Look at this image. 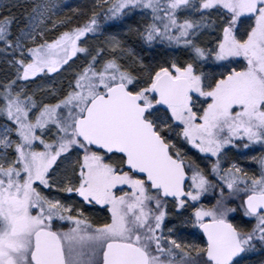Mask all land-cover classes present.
Returning <instances> with one entry per match:
<instances>
[{
  "label": "snow or ice",
  "instance_id": "1",
  "mask_svg": "<svg viewBox=\"0 0 264 264\" xmlns=\"http://www.w3.org/2000/svg\"><path fill=\"white\" fill-rule=\"evenodd\" d=\"M14 7L0 5V264H257L264 0Z\"/></svg>",
  "mask_w": 264,
  "mask_h": 264
},
{
  "label": "rangeland",
  "instance_id": "2",
  "mask_svg": "<svg viewBox=\"0 0 264 264\" xmlns=\"http://www.w3.org/2000/svg\"><path fill=\"white\" fill-rule=\"evenodd\" d=\"M33 2V0H0V5L7 6L8 4L15 5L13 8L14 14L17 16V18L23 19L24 13L26 11L30 10V5ZM59 3L61 4L62 8L59 13V15H64L67 13V9L70 7H77V6H84V5H91L92 0H59ZM71 15V13H67ZM137 18H133L135 20ZM133 21H129V23H132ZM103 39V37H101ZM131 42V41H130ZM250 259L252 261L257 262L259 264V261L264 259V252H261L257 250Z\"/></svg>",
  "mask_w": 264,
  "mask_h": 264
}]
</instances>
